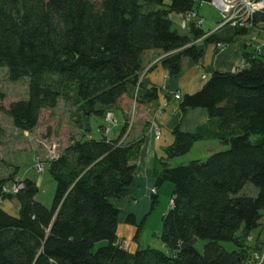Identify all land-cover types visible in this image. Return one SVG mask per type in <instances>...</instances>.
<instances>
[{"label":"trees","instance_id":"16d2710c","mask_svg":"<svg viewBox=\"0 0 264 264\" xmlns=\"http://www.w3.org/2000/svg\"><path fill=\"white\" fill-rule=\"evenodd\" d=\"M209 2L0 0V69L11 83L28 79L27 99L4 109L13 127L32 132L42 112L63 100L75 106L83 129L48 165L55 183L50 208L36 201L38 188L29 179L17 195L2 197L15 198L19 208L12 215L0 206V264H248L261 250L260 234L253 235L264 219V47L260 54L244 52L243 67L213 73L198 92L181 99L182 114L205 110L211 124L193 133L174 128L173 142L154 169L156 189L173 187L162 217L165 251L130 253L117 237L120 212L111 201L127 196L136 175L131 156L137 147L122 139L128 122L116 140L90 135L91 117L104 119L157 100L156 90H138L144 52L166 54L160 63L176 78L183 60L199 63L202 45L229 46L249 34L224 26L206 36L194 22L188 36L172 30L171 14L196 12ZM254 22L264 31V15ZM3 136L0 127V145ZM210 139L228 149L205 162L169 165ZM16 171L0 177V191ZM247 184L256 196L239 195ZM151 202L157 205L156 194ZM127 222L134 223L131 217ZM198 240L206 241L202 252L195 247ZM222 242L236 250H224Z\"/></svg>","mask_w":264,"mask_h":264},{"label":"rangeland","instance_id":"374dc122","mask_svg":"<svg viewBox=\"0 0 264 264\" xmlns=\"http://www.w3.org/2000/svg\"><path fill=\"white\" fill-rule=\"evenodd\" d=\"M170 20L173 24L172 30H176L182 35H189L187 30L180 29V19L178 18V15L171 14ZM257 30L260 31L259 28H257ZM248 35L242 36L237 40L243 39ZM202 46L203 48L206 47L204 45ZM208 49L209 46H207L206 50L208 51ZM27 96L28 79L25 78L18 83H11L7 79L6 70L0 69V127L4 131V136L0 145V177H8L11 171L17 167V176L15 177L20 182V184L26 179L34 181L38 188V193L35 197L36 201L45 207L50 208L54 197L55 183L52 176L47 171L48 165L51 161L55 160L59 155L62 154L72 139L79 138L83 132L82 124L80 122H76L78 116L75 115V106H70L65 101L61 100L54 110L42 112L39 124L32 132L27 133L15 129L10 118H8V116L5 114L4 109H6L12 102L27 99ZM119 114L120 113L118 111L112 113L113 122H106L105 119L102 120L101 118L91 117L89 119L91 135L94 138H98L100 136L98 127L103 124V121L106 126L102 128L101 131L103 134L100 132L101 136L103 135L104 137H107L110 131L116 126L118 120V129L120 130L124 123L122 118H119ZM136 119V107L133 105L131 110H128L126 119L128 123L122 138L123 141H125L132 127L135 125ZM153 122L154 120L151 121L150 126L154 134L153 126L155 125H153ZM85 125L86 123H84L83 127H85ZM106 129L108 130L105 133ZM109 137H114L113 131H111ZM165 137L168 139L170 135L167 133ZM255 138L256 137L253 136L251 141L254 142ZM163 140H166V138ZM212 141L218 145L217 147H219V149H216V147H214L212 144H205L206 142L204 141L196 142L187 154L171 159L169 161V165L171 167L187 165L189 162L195 160L205 162L211 154L222 152L228 149V147L218 144L217 141ZM208 150H211L213 153H208ZM40 164L44 167L42 171L36 168V166ZM163 185H169V183H165ZM2 187L5 189H12L13 186L7 182ZM7 192L8 193H3L2 190L0 191V194L3 193L4 195L2 196L5 197L7 194H9V191ZM171 193L168 196H166L164 193L159 194L157 198V205H155L153 208L151 205L149 206L146 215L142 217L139 223H137V226H133L128 223H120V225L117 227V235L119 238H122L120 240L124 242L123 245L125 250H129L130 253H134L136 251V248L131 249V246L133 244L135 245L136 243L133 242L132 238L135 234V231L139 227L140 231L136 239L139 249L150 247L165 251L161 245L160 235L163 226L162 217L169 209ZM256 194L257 189L251 184L245 185L239 193V195H248L252 197L256 196ZM2 196L0 195L1 208L9 214L15 215L19 208L17 200L15 198L3 200ZM120 216H123V212H120ZM252 239L249 238L251 242L253 241ZM205 243L206 241L198 240L195 243L196 249L202 252ZM220 244L224 250L228 252L236 250L234 245L231 243L222 242ZM98 245L96 246V249L99 248ZM255 255H258L260 258L264 257V244H262L261 250L259 252L251 254L248 264L254 261ZM262 263H264V261H262Z\"/></svg>","mask_w":264,"mask_h":264},{"label":"crops","instance_id":"0c3cea01","mask_svg":"<svg viewBox=\"0 0 264 264\" xmlns=\"http://www.w3.org/2000/svg\"><path fill=\"white\" fill-rule=\"evenodd\" d=\"M196 12L200 18L203 19L201 29L204 32H211L219 25V13L209 4H202ZM178 18L180 19L179 16ZM256 34L257 42L260 43V45L264 44V31L260 30L256 32ZM250 37L251 34L243 39L236 40L232 45L227 46L224 51H219L214 45H209L208 51L206 50L207 47H205L202 59L199 63H194L187 59L183 60L181 73L176 78L169 77L160 63V60L166 56V54L159 50L144 52L142 55V71L140 73L138 90L143 93L156 90L158 98L151 104L137 105L136 123L124 141L125 144L137 147L131 156V163L135 165L136 175L128 190L127 196L118 201H111L119 212H123V216L119 215L118 226L120 223L130 224L127 222L129 217H131L134 222L131 225L137 226V223L146 215L152 203L151 196L153 194L156 193L158 198L159 194L164 193L168 196L171 193V184L162 185L159 189H156V180L153 172L156 166L158 167L157 164L165 157V149L173 142L172 130L178 127L183 132L193 133L211 124L205 110H188L182 114L179 107L181 99L184 95H192L198 92L213 73L236 71L243 61L242 57L244 52H253L255 50V47H252L253 45L250 46L248 44ZM199 44L201 45V43ZM176 93L180 94V100L174 99ZM158 110L162 112L154 119L153 116ZM118 112L120 113L118 116L122 118L124 126L127 121L128 111L119 110ZM113 113H115V111ZM153 119L161 133L160 137L157 139H155L150 126ZM102 125L103 127L106 126L104 121ZM123 126L120 130L118 129V120L114 129L111 130L113 131L114 137H109L110 131L107 138L109 140L118 139L121 136ZM99 131L100 130H98V132ZM100 132L99 135L101 136ZM167 133L170 135L168 139L165 137ZM164 138H166V140H163ZM212 140L217 141L215 139H210L204 142H206L205 144H212L216 149H219V147H217L218 145L213 143ZM218 144L220 143L218 142ZM208 153L213 152L208 150ZM258 233L261 235L260 241L264 243V219L260 221L259 227L253 236ZM134 236L132 239L133 242L136 243L131 246V249L136 248L137 250L139 245L137 241H135ZM120 239L122 238L118 237V240Z\"/></svg>","mask_w":264,"mask_h":264},{"label":"built area","instance_id":"2783aa9c","mask_svg":"<svg viewBox=\"0 0 264 264\" xmlns=\"http://www.w3.org/2000/svg\"><path fill=\"white\" fill-rule=\"evenodd\" d=\"M209 4L212 8H214L220 16V23L217 25L214 31L208 32L206 36L216 32L220 28L224 26H231L236 28H241L246 30L249 34H251V37L248 41V44L252 47H255V51L257 54H260L262 47H264V44L260 45V43L257 42V26L255 25V17L256 15L262 14L264 15V0H210ZM191 22L195 23V26L198 28H202L203 25V19L199 17L197 12H191L184 14L180 16V29L181 30H188L189 25ZM257 27V28H256ZM257 42V44H256ZM219 51H224L227 48V45L224 44H218L216 47ZM244 63L242 61L240 67H243ZM239 67V68H240ZM180 94L176 93L174 95L175 100H180ZM161 110H158L154 114V119L158 115L161 114ZM106 122H113L112 119V113H107L104 117ZM153 119V120H154ZM153 125L155 123L153 122ZM154 129V136L155 138H159L161 133L159 128L155 125L153 126ZM108 129L105 130V133ZM36 168L40 171L44 168L43 165H38ZM12 189H5L2 187L3 193H8L7 195H15L18 194L23 189V182L20 184V182L17 180V178L14 179V181L10 182ZM7 188V187H6ZM1 190V191H2ZM0 195H4V194ZM3 197V196H2ZM172 202H170L171 204ZM124 242H121V245L124 247ZM258 254V253H257ZM255 261V262H254ZM254 261L250 264H262V261H264V257H259L258 255H255Z\"/></svg>","mask_w":264,"mask_h":264},{"label":"bare ground","instance_id":"6f19581e","mask_svg":"<svg viewBox=\"0 0 264 264\" xmlns=\"http://www.w3.org/2000/svg\"><path fill=\"white\" fill-rule=\"evenodd\" d=\"M255 253V252H254Z\"/></svg>","mask_w":264,"mask_h":264}]
</instances>
